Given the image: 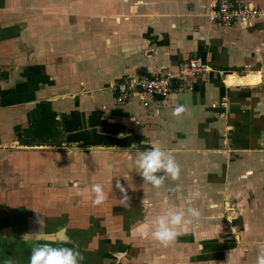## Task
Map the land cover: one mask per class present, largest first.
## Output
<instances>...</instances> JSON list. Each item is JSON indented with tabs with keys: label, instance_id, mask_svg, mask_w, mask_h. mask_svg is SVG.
I'll return each instance as SVG.
<instances>
[{
	"label": "crops",
	"instance_id": "obj_1",
	"mask_svg": "<svg viewBox=\"0 0 264 264\" xmlns=\"http://www.w3.org/2000/svg\"><path fill=\"white\" fill-rule=\"evenodd\" d=\"M25 1L0 0V264H29L43 243L77 249L81 264H150L143 247L153 239L134 229L159 213L146 217L144 198L161 189L137 172L141 145L184 146L202 173L224 170L229 157L228 167L250 162L264 183V0H235L262 14L229 27L208 19L213 0ZM193 57L221 75H184L147 107L115 102L111 85L125 76L174 72ZM178 106L186 111L174 116ZM96 145L105 150H89ZM94 182L107 195L100 205Z\"/></svg>",
	"mask_w": 264,
	"mask_h": 264
},
{
	"label": "rangeland",
	"instance_id": "obj_2",
	"mask_svg": "<svg viewBox=\"0 0 264 264\" xmlns=\"http://www.w3.org/2000/svg\"><path fill=\"white\" fill-rule=\"evenodd\" d=\"M37 1L26 0L25 4L21 2L19 6L34 7ZM209 67L211 68L209 72L221 75L222 72L217 71L211 65ZM205 73L208 72L202 74ZM222 76V78L225 77L224 73ZM142 146H139V149L143 150ZM161 146L173 152L182 168L181 174L178 180H172L170 177L165 179L164 185L158 188L161 192H155L156 200L144 198L148 208L153 207L148 209L150 213L145 216L149 217L153 214L152 212L160 213L164 208L172 207L169 199H180L183 196L184 199L176 207H198L202 212V218L189 226V233L184 235L187 237L185 240L177 238V241L167 248L162 247L155 240L151 241L149 250L146 246H142L146 251H150L146 256V261L150 264H163L165 255H170V259L167 257L170 264H255L260 248L264 247V200L262 201L264 183L259 176L260 172L256 171L258 167L256 168L255 164H250V162L248 165L247 163L236 166L230 164L228 167L229 157L224 162V170L205 169L202 173L198 170V164L196 165L189 156L190 153L188 155L183 148L184 146L175 148L165 144ZM242 165L246 167L242 168ZM192 168L194 171H190ZM177 185L181 186L180 191H170ZM258 187L261 188L258 189ZM196 190L200 193L199 198L192 195ZM159 198H163L166 204L163 202L164 205L162 204L157 209ZM151 200L156 201L155 206ZM183 230L181 228V231ZM138 244L142 245L143 242ZM172 248H174L172 253L168 254L167 251L169 252ZM181 254L185 255L181 256Z\"/></svg>",
	"mask_w": 264,
	"mask_h": 264
},
{
	"label": "clouds",
	"instance_id": "obj_3",
	"mask_svg": "<svg viewBox=\"0 0 264 264\" xmlns=\"http://www.w3.org/2000/svg\"><path fill=\"white\" fill-rule=\"evenodd\" d=\"M186 111L185 107L178 106L174 108L173 115L180 116ZM124 134L120 133L118 138H123ZM132 147L136 148L135 144ZM90 151H104L103 145L91 146ZM135 167L143 180L149 183L153 188H160L164 185L165 179L170 177L172 180H178L181 174V168L172 151L166 150L159 143L152 145L144 150L137 148L135 153ZM116 189L121 193V203L130 205V199L126 193V189L117 180ZM181 190V186L177 185L170 189L172 192ZM90 194H94L92 199L93 205H100L105 202L107 195L102 183L94 182L88 190ZM195 197H199V191L193 193ZM145 206L147 203L145 202ZM202 218V212L198 207H167L164 208L158 215L154 216L148 222H140L136 225L134 231L142 238L151 237L158 242L162 247H169L177 238L189 233V226L194 221H199ZM36 223L41 224V219L36 218ZM181 228L184 230L181 231ZM117 260H120L125 255L118 253ZM84 257L75 248L57 247L51 243H43L34 246L31 249L29 264H81ZM6 264H13L12 261H7ZM255 264H264V247H261Z\"/></svg>",
	"mask_w": 264,
	"mask_h": 264
},
{
	"label": "built area",
	"instance_id": "obj_4",
	"mask_svg": "<svg viewBox=\"0 0 264 264\" xmlns=\"http://www.w3.org/2000/svg\"><path fill=\"white\" fill-rule=\"evenodd\" d=\"M213 2L214 7L207 15L208 19L224 27L236 23H246L262 14L259 8L249 4H239L235 0H213ZM210 70L211 68L202 58H188L179 61L177 70L174 72L162 75L139 74L125 76L111 85V90L117 104H125L137 97L139 102L147 107L150 105L149 99L170 96L181 76L196 77Z\"/></svg>",
	"mask_w": 264,
	"mask_h": 264
},
{
	"label": "bare ground",
	"instance_id": "obj_5",
	"mask_svg": "<svg viewBox=\"0 0 264 264\" xmlns=\"http://www.w3.org/2000/svg\"><path fill=\"white\" fill-rule=\"evenodd\" d=\"M227 80L230 82L242 84L244 82H247V83L258 82L260 81V76L256 74H249V75L242 77V76H236L232 74L227 77Z\"/></svg>",
	"mask_w": 264,
	"mask_h": 264
}]
</instances>
